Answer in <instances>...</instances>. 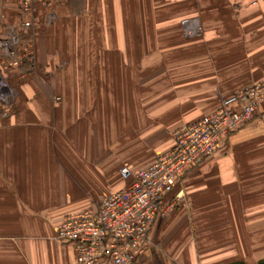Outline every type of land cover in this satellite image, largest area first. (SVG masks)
Masks as SVG:
<instances>
[{
  "label": "crops",
  "instance_id": "obj_1",
  "mask_svg": "<svg viewBox=\"0 0 264 264\" xmlns=\"http://www.w3.org/2000/svg\"><path fill=\"white\" fill-rule=\"evenodd\" d=\"M35 33L36 70L0 116V264H75L53 239L170 149L172 133L264 81V0H64ZM0 32L16 0H0ZM197 17L202 34L184 37ZM63 62L62 66L56 64ZM133 264L264 261V102L183 172ZM96 264H108L100 261Z\"/></svg>",
  "mask_w": 264,
  "mask_h": 264
},
{
  "label": "built area",
  "instance_id": "obj_2",
  "mask_svg": "<svg viewBox=\"0 0 264 264\" xmlns=\"http://www.w3.org/2000/svg\"><path fill=\"white\" fill-rule=\"evenodd\" d=\"M64 0H16L17 22L0 32V116L7 117L17 95L12 79L23 80L24 64L35 60V33L55 18L54 6ZM0 14V18H4ZM184 37L202 34L197 17L180 21ZM33 70V69H32ZM15 91V93H13ZM264 102V81L239 88L220 100L219 107L194 123L173 133L170 149L157 154L145 168H119L127 185L103 198L95 207L66 215L55 228L53 239L69 244L75 264H133L149 247V228L159 214L169 213L175 204L162 208L180 176L196 161L212 156L219 141L247 124Z\"/></svg>",
  "mask_w": 264,
  "mask_h": 264
},
{
  "label": "rangeland",
  "instance_id": "obj_3",
  "mask_svg": "<svg viewBox=\"0 0 264 264\" xmlns=\"http://www.w3.org/2000/svg\"><path fill=\"white\" fill-rule=\"evenodd\" d=\"M35 38V37H34ZM35 40V39H34ZM34 43H35V41H34ZM56 64L58 65V66H62L63 65V62H60V61H57L56 62ZM36 63H35V60L32 62V63H26V64H24L23 66H22V70H24V71H27V70H30V69H33V70H36ZM12 81V84H13V82L14 83H16L18 80H16V79H12L11 80ZM14 85V84H13ZM15 86V85H14ZM16 87V86H15ZM13 93H15V91H13Z\"/></svg>",
  "mask_w": 264,
  "mask_h": 264
},
{
  "label": "trees",
  "instance_id": "obj_4",
  "mask_svg": "<svg viewBox=\"0 0 264 264\" xmlns=\"http://www.w3.org/2000/svg\"><path fill=\"white\" fill-rule=\"evenodd\" d=\"M260 264H264V261L263 262H260Z\"/></svg>",
  "mask_w": 264,
  "mask_h": 264
}]
</instances>
